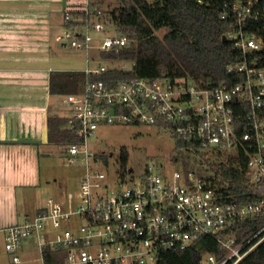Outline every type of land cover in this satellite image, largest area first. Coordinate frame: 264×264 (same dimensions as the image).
Here are the masks:
<instances>
[{"label":"built area","instance_id":"obj_1","mask_svg":"<svg viewBox=\"0 0 264 264\" xmlns=\"http://www.w3.org/2000/svg\"><path fill=\"white\" fill-rule=\"evenodd\" d=\"M221 18L231 21L226 37L239 52L227 67L232 79L144 77L108 84L94 78L109 69L105 65L74 71L85 76L84 86L64 102L68 127L75 125L82 140L67 145L66 154L68 164L81 162L87 170L80 203L74 206L72 194L68 205L51 198L34 217L3 228L15 262H20L16 250L32 238L42 264H152L160 263L164 252L189 248L201 253L200 264H240L264 240V0L227 2ZM82 21L65 9V29L57 40L88 58L93 48L101 52L129 45L118 32L100 36L107 23L88 19L79 25ZM101 124L171 125L178 138L196 145L185 151H203L207 169L167 174L162 164H152L140 180L131 169L118 172L110 185L97 169L103 162L87 143ZM220 153L247 157L243 169L256 199L227 200L219 188L225 183L208 165ZM48 225L62 230L45 239ZM202 241L205 247L197 248ZM46 246L61 252L63 260L46 262Z\"/></svg>","mask_w":264,"mask_h":264},{"label":"trees","instance_id":"obj_2","mask_svg":"<svg viewBox=\"0 0 264 264\" xmlns=\"http://www.w3.org/2000/svg\"><path fill=\"white\" fill-rule=\"evenodd\" d=\"M233 1L235 0H117V4H111L107 9L105 0H89L88 11L75 10L71 13L83 19L79 22L82 25L86 20L92 19L93 15L108 12L110 21L107 24L114 25L117 32L127 36L130 41L123 48L99 52L104 60L128 62L130 67L109 68L105 73L94 77L96 79H103L108 84L144 77H186L219 82L233 78L227 72V67L239 55L236 47L224 39L230 30L231 21L221 18L223 5ZM162 29H166L163 36L158 34ZM84 78V75L76 72L63 73L61 77H55L51 91L62 97L79 93L83 89ZM68 124V116L50 113L48 141L65 147L81 141L75 125L69 128ZM163 129L172 132L179 148L190 150L196 147L194 143L178 138L171 125ZM95 158L108 164V157L104 154H96ZM247 160L242 153L236 156L220 153L212 162L208 161L209 169L225 183V187L219 188L227 195V200L250 202L257 198L258 194L243 169ZM128 161L129 153L124 149L119 156L120 174L125 175L131 170L128 168ZM256 226L257 223H254L248 227L252 230ZM43 254L48 263L63 260L61 252L50 246L44 248ZM200 255L194 248L167 251L162 253L160 264H200ZM240 264H264V240Z\"/></svg>","mask_w":264,"mask_h":264},{"label":"rangeland","instance_id":"obj_3","mask_svg":"<svg viewBox=\"0 0 264 264\" xmlns=\"http://www.w3.org/2000/svg\"><path fill=\"white\" fill-rule=\"evenodd\" d=\"M52 1V0H50ZM63 3V0H61ZM89 0H67V10H87ZM105 7L109 9L110 5L117 4V0H105ZM49 5L62 4L57 0ZM111 6V7H112ZM52 7V6H51ZM64 13V11H63ZM92 19L110 21L108 12L93 15ZM109 29L100 33V36L115 34V26L108 24ZM65 28L59 32L62 33ZM166 29L158 31L163 36ZM59 33V34H60ZM57 40V36L54 35ZM60 42L59 40H57ZM61 43V42H60ZM97 44V41L95 42ZM69 46V63L67 66L72 71H83L90 66L97 68L105 65L109 68L130 67V63L104 60L100 57L98 49L93 48L89 53V58L85 51L72 52ZM60 97L53 104L51 113L68 116L69 108ZM30 112V111H25ZM33 112L35 119V131L38 138L37 143H32L29 148L32 150L31 174L33 179L28 185H19L16 188L14 208L10 210L15 221L19 218L21 222L26 217H34L40 209L48 207L49 199H55L68 205V195L74 196V206L80 203V181L87 170L83 163H67L66 147L61 144L50 143L48 141V116L42 111ZM88 147L96 154H104L108 157V164H100L97 169L107 175V182L115 185L118 180L117 173L120 169L119 156L122 150L129 153L128 168L133 170L136 180H140L146 167L152 164L163 165L162 170L167 174H173L175 171L200 170L207 168L201 163L205 159L203 151H185L177 145V139L170 130L158 128L151 124H101L98 129L87 139ZM20 214V215H19ZM13 223V222H12ZM11 224V223H8ZM48 225L43 233L45 239H51L58 231ZM32 239H26L23 247H20L18 254L22 259L20 264H42L41 252L37 243ZM0 264H17L12 261V257L6 250L5 239L0 235ZM152 264H160L153 262Z\"/></svg>","mask_w":264,"mask_h":264},{"label":"crops","instance_id":"obj_4","mask_svg":"<svg viewBox=\"0 0 264 264\" xmlns=\"http://www.w3.org/2000/svg\"><path fill=\"white\" fill-rule=\"evenodd\" d=\"M52 1L0 0V140L38 138L31 111L40 110L49 116L61 97L51 91L53 80L74 72L67 66L68 46L54 38L65 28L63 3L57 0L60 8L44 4ZM31 144L0 141V235L4 239L3 228L20 221L10 212L16 188L33 179ZM9 254L14 263L22 262L21 258L15 262Z\"/></svg>","mask_w":264,"mask_h":264},{"label":"water","instance_id":"obj_5","mask_svg":"<svg viewBox=\"0 0 264 264\" xmlns=\"http://www.w3.org/2000/svg\"><path fill=\"white\" fill-rule=\"evenodd\" d=\"M66 4L67 0H63V10L66 9ZM224 39L227 40V37L224 36ZM135 67V65H134ZM1 142H28V143H33V142H38L37 140H15V139H6V140H0ZM197 248H204L205 247V242L202 241L198 245H196Z\"/></svg>","mask_w":264,"mask_h":264}]
</instances>
